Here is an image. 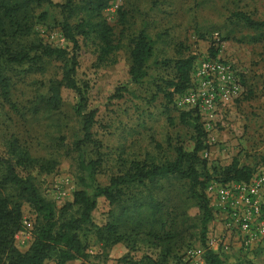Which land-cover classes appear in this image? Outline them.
Returning <instances> with one entry per match:
<instances>
[{"label": "rangeland", "instance_id": "1", "mask_svg": "<svg viewBox=\"0 0 264 264\" xmlns=\"http://www.w3.org/2000/svg\"><path fill=\"white\" fill-rule=\"evenodd\" d=\"M81 1L73 0V3ZM103 1L106 4L98 17L81 12L70 20L71 23L79 19L95 22L100 17L110 29V41L116 47L105 61L97 64L99 42L89 35L77 53L75 78L87 83L88 106L97 110L90 129L94 142L82 144L78 149L73 146L81 138V132L73 112L76 99L71 91L60 89L61 104L56 111L49 112L43 106L35 112L32 110L37 99L47 95L49 84L60 79L61 62L43 59L42 71L32 70L27 63L2 62L9 88L8 102L0 95V155L13 145L25 150L31 159L56 164L49 174L30 171L38 193L53 204L55 216H74L75 208H62L71 202L73 191L84 190L90 194L91 185L106 186L110 178L125 173L131 163L160 165L174 158L176 148L191 152L197 137L195 121L185 118L180 122L169 108L163 91L157 88H164L166 81L173 77L174 61L187 57L199 61L209 57L210 50L214 59L232 67L239 93L218 106L209 131L199 121L206 148L196 154L195 167L201 171L199 161H202V170L211 177L212 168L220 171L232 159L253 172L264 167V40L256 44L241 42L251 32L230 18L232 12L242 11L253 20H264V0ZM50 2L62 4L64 0ZM42 14L44 18H40ZM26 15L29 33L4 40L12 48L35 42L59 49L70 48L60 30L63 13L59 7L30 6ZM139 30L152 41L146 76L128 94L110 100L108 96L113 88L125 81L130 40ZM211 136L214 143L208 146L206 139ZM90 161L98 163L92 179L83 168ZM160 183L163 190L157 197L163 201V208L159 224L131 231L133 223L128 220L118 229V234L123 235L119 243L105 248L90 237L86 251L96 253L95 257L104 260V264H123L121 258L125 256L134 264H148L144 256L163 257L162 264H184L186 252L191 249L200 254L204 264L205 250H212L209 241L214 244L223 234L212 198L205 194L204 187L202 191L211 217L201 239L198 208L189 197L188 181L172 178ZM121 187L125 194L135 191L134 186ZM108 211L116 215L118 208L108 205L102 197L96 198L94 223L100 225L108 220ZM182 215L184 227L180 229ZM35 218L32 209L22 203L21 228L13 236V246L20 252L30 244ZM149 229L169 240L160 245L154 243L147 235ZM263 240L247 251H240L232 237L227 253L220 246L216 252L222 264H264ZM46 264L54 263L47 261Z\"/></svg>", "mask_w": 264, "mask_h": 264}, {"label": "trees", "instance_id": "2", "mask_svg": "<svg viewBox=\"0 0 264 264\" xmlns=\"http://www.w3.org/2000/svg\"><path fill=\"white\" fill-rule=\"evenodd\" d=\"M42 4L57 6L63 13L61 23L62 36L70 44L69 49L50 47L40 42L28 43L12 48L9 41L24 37L29 33L26 11L31 7ZM106 2L103 0H82L73 3V0H64L62 4H52L50 0H0V95L8 102L9 84L3 75L2 62L7 64H29L32 70L42 71L43 59H54L61 62V77L58 81L51 82L47 88V95L37 99L32 105L33 112L43 106L47 111H56L61 104L60 89L64 88L74 94V115L79 120L81 138L74 141L73 146L78 149L80 145L94 142L91 139L90 129L94 121L96 109L89 108L87 102L88 85L86 82L75 78L78 65L77 53L89 35H93L99 42L97 46L96 62L101 64L115 50L110 41V29L105 21L98 18L95 22L80 20L71 23L70 20L81 12L98 17L104 9ZM120 17H122V13ZM44 18V14L40 15ZM233 23L239 24L251 34L242 37L247 44H256L264 40V20H253L247 14L234 11L230 14ZM227 39L226 37L223 40ZM214 59V53L210 50ZM152 55V41L144 31L139 30L130 40L128 50V66L126 78L117 84L108 99H120L131 91V87L138 85L146 76V63ZM193 57L179 59L173 62V77L166 81L163 91L169 108L179 117V121L190 118L195 121L196 138L190 153H184L180 148L175 149V156L171 161L160 165L131 163L125 173L110 178L106 186L91 185V193L84 190H75L71 194V202L63 206V210L75 208V215L56 217L53 204L44 199L37 191L30 171L49 174L54 171L56 164L53 161H38L31 159L25 150L9 145L5 154L0 155V264H65L73 260L88 258L86 245L90 237L109 248L123 239L118 234L120 226L131 220L134 229L152 226L160 223L159 214L163 208V201L157 194L163 190L161 180L168 181L172 178L188 181L189 197L195 201L199 213L200 236L204 238L206 224L211 217L207 200L202 189L211 181L225 184L231 181L247 182L253 170L247 166H239L235 159L220 171L212 168V174L195 167L196 154L203 151L206 145L203 142L205 134L199 123V118L194 110L178 111L172 107V97L184 92L189 87V78L196 64ZM171 89L170 91H167ZM97 162H87L83 168L87 169V176L92 179ZM202 177V178H201ZM122 185L134 186V192L125 194ZM142 191H145L144 193ZM102 197L108 205L118 208L116 215L107 212L108 220L98 225L94 223L92 213L95 210V199ZM25 203L36 214L32 226V239L26 250L20 252L13 246V236L21 228V204ZM62 211V209L60 210ZM178 228L184 227V217L180 216ZM180 231V230H179ZM176 234H178V232ZM147 234V233H146ZM152 241L158 245L167 242L169 237L152 233L148 234ZM203 241V240H201ZM264 242V240H263ZM157 245V246H158ZM164 254H166L164 252ZM148 264H162L163 257H143ZM104 262V260H100ZM123 264H134L130 258L122 257ZM204 264H222L217 252L206 249Z\"/></svg>", "mask_w": 264, "mask_h": 264}, {"label": "built area", "instance_id": "3", "mask_svg": "<svg viewBox=\"0 0 264 264\" xmlns=\"http://www.w3.org/2000/svg\"><path fill=\"white\" fill-rule=\"evenodd\" d=\"M189 82L184 92L173 95L172 107L185 112L194 110L204 130L209 131L218 106L225 105L239 93L235 72L228 63L205 58L196 62ZM213 143V137H207L206 144ZM204 192L213 200L223 232L214 244L209 241L212 251L216 252L220 246L221 251L227 253L232 237L240 251H247L264 239V167L256 169L247 182L209 181ZM86 253L88 258L80 264H104L95 257L96 253L91 250ZM183 263L202 264V259L196 250L190 249Z\"/></svg>", "mask_w": 264, "mask_h": 264}, {"label": "crops", "instance_id": "4", "mask_svg": "<svg viewBox=\"0 0 264 264\" xmlns=\"http://www.w3.org/2000/svg\"><path fill=\"white\" fill-rule=\"evenodd\" d=\"M65 264H80V260L69 261V262H66Z\"/></svg>", "mask_w": 264, "mask_h": 264}]
</instances>
